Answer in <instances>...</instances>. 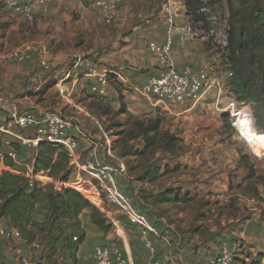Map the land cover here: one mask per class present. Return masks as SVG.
<instances>
[{
  "label": "rangeland",
  "instance_id": "374dc122",
  "mask_svg": "<svg viewBox=\"0 0 264 264\" xmlns=\"http://www.w3.org/2000/svg\"><path fill=\"white\" fill-rule=\"evenodd\" d=\"M144 1L136 0L133 3L141 6L140 4H144ZM150 1L156 4L152 18L158 21L161 19L159 15L160 0ZM209 1L207 0V3L212 5V9L228 17L225 0ZM68 2L72 5L64 7L67 3L63 0L64 6H61L60 9L51 10V13L44 15H37L33 21H29L31 19L28 20L25 17L26 20L21 18L22 21L18 22L16 31L9 30L7 24L0 22V48L18 46V50L27 51V57L23 60H17L11 53V57L18 61V72L26 71V63L31 59L37 63L34 72L21 75L22 77H19L18 81L20 84L25 79V83L23 82L26 86L24 92L29 90L33 106H38L36 109L28 108L40 114L59 112L73 120L82 131L80 135L83 138L86 137V139L84 138L85 145H80V150H84L86 144H88L86 150L91 149L93 145V157L88 158L86 150L84 153L81 152L80 156L95 160V155L101 154L103 148L105 158L114 162L121 160L125 164L126 171L117 177V185L130 199L134 208L144 213L146 217L155 215L156 218L159 216L165 218L166 225H173L176 231L184 233L186 237L192 234L193 237L197 236L198 240L207 239L210 233L209 229L215 227L217 236L221 238L222 234L229 233L231 229L237 230L238 224L251 216L258 217L259 214V219H264V208L260 206V203L248 205L246 202H241L238 196L253 197L257 202L264 199V185L260 178L264 176V152L261 151L260 156L255 155L248 141L244 140L237 129L231 126L230 122L234 120V117L230 116L226 112L227 110H222L228 102L232 101L234 110L244 113V117L253 121L254 125V120L251 118V105L237 102L229 93L228 78H225V72L229 68L227 64L223 63L226 52L221 53L209 43L203 47L204 51L207 50V58H210L204 63V67L209 71L210 77L221 80L223 91L221 98H224V102L220 99L219 103L212 106L204 104L206 101L211 104L210 93L194 108L182 112L183 108L174 109L172 106L153 105V101L150 102L140 95L135 99L131 98L129 94L132 91L127 90L128 93L123 94L122 88L113 79H108V84L113 89L108 88L107 95L99 98L90 92V83L87 80H79L73 84L75 77L81 78L83 75H79V71H71L70 76L65 78L66 72L70 71L71 64L75 60L89 58L90 56H87L86 53L92 55L90 51L98 49V42L95 41L93 33L87 35L84 32L85 29L81 28L84 21L81 24L75 23L78 21V15L74 12L73 7L76 0ZM102 15L100 17L104 24ZM18 17L20 18L19 15ZM141 19L145 21L144 18ZM3 39L6 40V44ZM93 57L89 59L94 60ZM42 61L45 62V65L42 64ZM2 64L0 63V79L1 77L5 79L10 75H6V68H2ZM11 65L12 69L16 68L12 63H10ZM39 72L42 73L39 74ZM34 74H39L36 84H32L30 79ZM60 79H64V84L69 89V98H62L57 92L56 84ZM145 82L143 79L142 85ZM11 86L13 88V85ZM13 92L16 95L17 91ZM20 92L18 89L17 95H20ZM181 105L189 106V103L185 101ZM157 117L161 119L157 140L152 147L143 154H139L144 142L139 135L137 123H145ZM254 128L259 134L264 132V126L260 130H257L255 125ZM33 133V128L23 132L28 136ZM163 133H169L175 137L173 150H165L164 140L161 137ZM9 139L12 140L0 132L2 152L10 150ZM5 141H8V144ZM94 143L96 144L94 145ZM107 145H109L112 156L107 153ZM35 148L36 145L33 144H22V147H18L19 155L14 161V166L9 167L6 171L18 174L19 170L23 172L19 174L25 175V164L32 159V150ZM135 152L137 154H134ZM241 155H245V158L240 159ZM19 160L22 162L18 163ZM70 166L72 167L71 175L65 183L59 180L51 181L52 178L50 179L46 172L38 175L37 178L42 180L43 185L51 183L57 189L68 187L77 191L100 209L106 223L109 224L105 211L110 209L118 213L120 211L106 203L93 178L85 173H78L71 162ZM0 168L3 171L4 167L1 164ZM165 170L167 172L164 173ZM144 173H148L146 178L143 177ZM155 174L156 179L150 180ZM78 182L81 186L77 184ZM223 182H227V184L225 185ZM222 184L226 186L223 191L217 189ZM170 191L187 194L190 200L182 203L160 200V197L169 195ZM221 192L226 197L224 200L219 197ZM120 214L128 222L125 215ZM158 223L157 218L154 224L158 229L161 227L160 230L165 231V227L161 226L163 223ZM197 226H199L197 231L200 232L199 234L195 233V230L192 232V228ZM110 227L112 228V225ZM68 232H70V228L64 227V233ZM73 233L77 234L78 232L74 231ZM56 235L55 233L51 238L44 239L40 243L37 241L41 247L24 249L25 252L17 251L18 245H15V241L4 240L6 261L2 264H22V258L30 259V264H74L62 247V238L57 239ZM53 238H56V250L54 255L48 258L49 252L46 251L52 244ZM225 242L230 245L231 239H225ZM95 246L97 243L93 242L91 238L86 239L82 245L80 257L86 256L89 264L93 263L90 255ZM191 246L193 244H190L189 247ZM199 246L197 245V247ZM233 254H235L234 251ZM235 257L239 261L247 263L245 261L247 256L239 258L234 255L233 261Z\"/></svg>",
  "mask_w": 264,
  "mask_h": 264
},
{
  "label": "crops",
  "instance_id": "0c3cea01",
  "mask_svg": "<svg viewBox=\"0 0 264 264\" xmlns=\"http://www.w3.org/2000/svg\"><path fill=\"white\" fill-rule=\"evenodd\" d=\"M65 1L67 3L66 6L62 4L63 0H50L45 7L36 9L33 12L32 19L29 21H33V18L37 15H44L46 13H51V10L54 11V9H60L61 6L67 8L69 5H72L68 2L69 0ZM93 2L94 0H76V4L73 6L74 12L78 15V21L75 23L81 24L82 21H84V25H82L81 28L85 29L84 32L87 35H92L93 33L95 41L98 42V49L90 51L92 55H88V53H86L87 56H90L89 58L94 56V60H90L89 58H84V60L90 62L96 71H103L112 75L113 77H111V79L115 80L120 85L123 94L128 93L127 90H131L132 93L129 94L131 98L135 99L138 95L142 97L140 92L142 86L144 85H142V81L143 79L146 81L148 76L155 71V61L151 52L147 48V43L151 40L163 42L165 39L164 26L161 19L156 21L155 18H152L154 16L156 4L150 0H145L144 4L142 3L140 4L141 6H139L137 3H133L136 2V0H123L114 10L112 21L110 23H106L104 21L103 24L100 17L102 12L94 5ZM18 15L19 14L14 12L12 9L5 7L4 4L0 3V22L5 25L7 24L9 30L16 31V29H18V22L22 21L21 18L25 19L21 15H19V18ZM141 18H144L145 21H142L143 19ZM111 23L113 24L110 25ZM3 40L5 43L6 40ZM185 40L187 39L183 37L180 38V36L174 38L172 58L176 66L178 68H183L185 66H191L193 68L204 67V63L210 59L207 58V50H203V47L207 43H204L199 39L190 41ZM17 48L18 46H4V48H0V63H3L2 68H6V75H10L9 77H5V79L3 77L0 79V96H7L8 99L19 103L20 107H33L36 109L38 106H33L34 104L32 99H30L31 95L29 94V90L24 92V87L26 88L24 85L25 79H23L20 84L18 81L19 77L21 78L23 74L28 75L31 72H34L37 68L35 65L37 63L31 59L26 63V71L18 72V61L11 57V51ZM10 63L15 65L16 68L13 67L12 69V65L10 66ZM65 67H67V65H65ZM75 71H79V75L83 74L81 75L82 77L80 76L81 78L75 77L78 81L87 80L88 83H92L93 78L91 76L84 75L86 71L85 67L72 70V72ZM41 73L42 72H39V74ZM39 74H34V76L30 78L31 82H33L32 84H36L38 82ZM220 81L219 83H221ZM11 85H13V88ZM108 88H112L111 85L108 84ZM18 89L21 91L20 95H17ZM14 90L17 91L16 95L13 92ZM108 92L109 89L107 93ZM210 95L211 104L209 101H206L204 104L212 106L217 103V101L219 103L220 99L223 100V102L225 101L224 98L216 100L215 91H213ZM173 108H183V110H181L182 112L190 110L187 106L182 105L173 106ZM4 120L5 112L0 109V125L4 123ZM76 132L77 133L75 135L79 140V154L81 155V152L84 153L88 144H86L84 150H80V145H85L84 138L80 135L82 134V131L79 127H77ZM34 152L35 149L32 150V159L30 162L26 163L25 166L33 163ZM82 157L84 156H81V158ZM94 159L101 163H114L113 160L104 157L103 148L102 153L96 154ZM21 162L22 161L20 160L18 161V163ZM0 164L4 167L3 171L9 169V167L4 165L2 161H0ZM19 173L23 172L18 170V174ZM223 183L225 185L227 184V182ZM225 185L222 184V186L217 189L223 191L225 190ZM260 195L263 196L262 193H260ZM238 196L241 202H246L248 205L260 203V206L264 208V199L257 202L253 197L247 198L243 195ZM219 197L222 200L226 198L224 197L223 192L220 193ZM45 215L46 211L43 206L40 205L35 208L33 213L34 219L42 221L44 220ZM105 215L106 218H108L109 224L112 225L111 230L107 232L100 230L92 224L91 209H84L79 214L81 229L84 231L85 237L78 248L76 256L77 261L74 264H89V260H87L86 256L82 258L80 257L82 245L84 241L89 238H91L93 242L97 243V245L104 243L113 245L114 248L124 254L132 264H144L147 259L151 258L159 259L162 264H210L215 258L220 246L223 244L228 245L225 242V239H231V244L228 246L235 252L234 255L239 258L247 256L245 257V261L247 263H243L235 257L233 264H264V219L260 220L259 214L258 217L251 216L249 219L247 218L243 222H240L237 230L231 229L229 233L222 234L223 236L221 238L217 236L215 227L210 228L208 238L203 240H198V237H193L192 234H189V237L184 236L185 234H181L176 231L173 225H166L165 218L161 216L157 218L159 223H163H161V226L163 228L165 227V231L160 230L161 227L158 229V227L154 224L157 219L156 216L152 215V217H150L147 215L148 221L153 224L159 234L163 236L162 240L156 237H149L153 242L155 249L154 254H150L147 251V248L145 247V240L147 237L141 234L138 227L133 224L131 225L129 221L126 222L125 219L121 217L120 213L112 211L111 209L107 212L105 211ZM229 222H232V220H229ZM198 227L199 226L192 228V232L195 230V233L199 234L200 232H197ZM13 230L15 229L10 225L7 218H0V247L2 249L0 251V264L6 261L4 240L8 239L5 238V234ZM10 240L15 241V245H18V252H25L24 249H31V247H34L32 245H27L20 238V236L12 237ZM209 240L211 241L209 242ZM190 244H193V246L189 247ZM172 245L174 246V251L172 250ZM197 245H200V248L197 247ZM39 247L41 246L39 245ZM39 247L34 248L37 249ZM90 256L92 258V254ZM28 260L30 264V259Z\"/></svg>",
  "mask_w": 264,
  "mask_h": 264
},
{
  "label": "built area",
  "instance_id": "2783aa9c",
  "mask_svg": "<svg viewBox=\"0 0 264 264\" xmlns=\"http://www.w3.org/2000/svg\"><path fill=\"white\" fill-rule=\"evenodd\" d=\"M49 1L0 0V3L29 20L32 19L33 12L36 9L45 7ZM122 1L94 0L93 3L101 10L104 21L110 23L114 10ZM201 4L196 11L201 15V19L193 21L192 14L187 9L186 0L159 1V14L166 36L163 42L151 40L147 44V48L155 61V71L148 76L140 90L142 96L146 97L150 102L153 101V105L161 104L164 107H173L188 101L189 106L187 107L192 109L202 102L205 96L212 93L213 90L215 91L216 100H219L222 96L221 83H219L216 77H210V73L205 67L198 68L197 70L191 67L178 68L172 58L175 36H181L189 40L199 39L204 43L214 45L221 53L226 52L230 30L228 17L212 9V5L207 3V0H201ZM26 52V50L15 49L11 53L17 60H23L27 57ZM42 64L45 65V62L42 61ZM45 67L47 68V65ZM81 67L86 68L84 75L93 78L90 84V92L99 98L105 97L108 91L107 73L96 71L91 63L84 59L75 60L71 66V70L66 72L65 78L70 76L72 70ZM230 76L231 71H226L225 78H229ZM76 78L73 80V84L78 81ZM64 79H60L56 84L57 92L60 97L69 98V89L65 86ZM223 108L222 110H227L226 112L234 117V120L230 122L231 126L237 129L239 135L246 140L241 130L238 129L240 123L238 122L237 114H241V112L234 110L232 101L228 102ZM0 109L5 112V120L0 125V132L10 137L12 139H9L10 142L18 141L21 144H33L37 146L39 142L45 141L60 145L69 156L70 162L76 171L78 173H85L95 180L106 203L118 209L120 213L125 215L129 223L138 227L141 234L147 237L145 247L150 254H154L153 242L149 237H156L162 240L163 236L148 221L144 213L134 208L130 199L118 187L117 177L123 175L126 171L125 164L121 160H117L114 163H101L88 159L94 156L93 145L91 149L86 150L88 158L82 159L79 154V140L74 133L78 126L73 120L66 118L59 112L52 111L40 114L28 107H20L19 103L4 96H0ZM244 116V113H242L240 118L242 119ZM241 121L243 123L245 120ZM250 124H253V121ZM31 128L34 130L33 135L28 136L23 134L25 130ZM84 138L86 139V137ZM5 142L8 144V141ZM107 146V153L112 156L109 145ZM252 152L259 156L254 150ZM7 156L15 161L17 154L10 148ZM0 157L2 158L3 155L1 154ZM0 172H2L1 168ZM42 173L43 171L34 173L32 164H28L26 172H24L26 177L29 178L30 186L34 180L43 184L42 180L37 178ZM77 184L81 186L79 182ZM18 236L19 234L16 229L5 234L6 239ZM31 245L39 247L37 241ZM233 258L232 249L228 245L223 244L210 264H233ZM92 260V264H132L124 254L116 250L109 243L95 246L92 252ZM21 262L22 264H29L27 258H22ZM144 264H162V262L159 259L151 258L147 259Z\"/></svg>",
  "mask_w": 264,
  "mask_h": 264
},
{
  "label": "trees",
  "instance_id": "16d2710c",
  "mask_svg": "<svg viewBox=\"0 0 264 264\" xmlns=\"http://www.w3.org/2000/svg\"><path fill=\"white\" fill-rule=\"evenodd\" d=\"M212 1L216 0L209 2ZM225 3L230 30L223 63L231 71L228 78L229 93L237 102L251 105L254 125L260 130L264 126V0H225ZM186 4L192 20L201 19V15L196 12L202 5L201 0H186ZM107 76L108 79L113 77L109 74ZM160 122L161 119L157 117L145 123H137L139 135L144 142L139 154H143L156 142ZM161 137L165 150H173L175 137L169 133H163ZM1 144L0 141V156L3 155L0 160L12 168L14 161L7 156V152L1 151ZM9 146L19 155L18 147H22L21 143L11 141ZM243 158L245 155H241L240 159ZM69 160L60 145L41 141L35 148L32 165L34 173L43 171L52 180L65 183L72 171ZM147 174L144 173L143 177L146 178ZM156 177L155 174L150 180ZM260 178L264 185V176ZM189 198L187 194L170 191L169 195L160 197V200L182 203L188 202ZM40 205L46 211L42 221L33 217L35 208ZM84 209H91V222L94 226L104 232L111 229L100 209L77 191L68 187L57 189L51 183L43 185L37 180L30 186L29 178L25 175L0 172V218H7L27 245L36 241L40 243L56 233V238H62L63 249L75 263L78 248L85 237L79 219ZM64 227L70 228V232L64 233ZM56 238L52 239L46 251L49 252L48 258L55 253Z\"/></svg>",
  "mask_w": 264,
  "mask_h": 264
},
{
  "label": "bare ground",
  "instance_id": "6f19581e",
  "mask_svg": "<svg viewBox=\"0 0 264 264\" xmlns=\"http://www.w3.org/2000/svg\"><path fill=\"white\" fill-rule=\"evenodd\" d=\"M242 113L237 114L238 122L240 123L238 129L241 130L243 136L246 138L248 143L250 144L252 150H254L259 156L261 151L264 152V134L258 133L253 124H250L251 121L248 118L243 117L240 118ZM241 120H245L243 123ZM247 120V121H246ZM249 123V124H248Z\"/></svg>",
  "mask_w": 264,
  "mask_h": 264
}]
</instances>
